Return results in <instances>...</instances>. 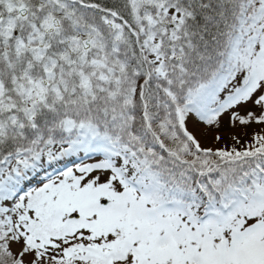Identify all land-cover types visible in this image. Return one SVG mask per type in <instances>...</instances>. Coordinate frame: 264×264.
Wrapping results in <instances>:
<instances>
[{
    "label": "snow or ice",
    "instance_id": "snow-or-ice-1",
    "mask_svg": "<svg viewBox=\"0 0 264 264\" xmlns=\"http://www.w3.org/2000/svg\"><path fill=\"white\" fill-rule=\"evenodd\" d=\"M0 264H264V0H0Z\"/></svg>",
    "mask_w": 264,
    "mask_h": 264
}]
</instances>
